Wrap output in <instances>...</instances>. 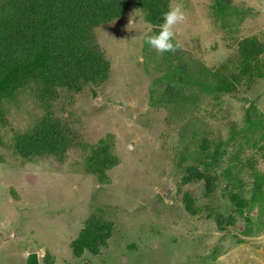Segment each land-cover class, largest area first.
I'll list each match as a JSON object with an SVG mask.
<instances>
[{
  "label": "rangeland",
  "instance_id": "obj_1",
  "mask_svg": "<svg viewBox=\"0 0 264 264\" xmlns=\"http://www.w3.org/2000/svg\"><path fill=\"white\" fill-rule=\"evenodd\" d=\"M169 2L185 15L174 29V42L191 65L185 83L167 79L161 52L146 42L155 35L153 26L142 11L130 9L124 19L95 30L112 65L109 82L80 94L62 91L53 108L80 145L112 137L121 165L108 173L109 184L85 173L80 148L63 164L53 157L22 159L15 138L37 126L46 112L32 89L4 103L0 264H26L31 253L39 254L40 264H264V185L262 197L252 202L255 187L246 168L241 190L229 183L241 169L236 156L241 165L255 159V169L264 175L261 130L244 131L245 99L257 98L251 117L264 115V82H257L255 92L239 87L235 96L215 95L210 82L235 69L240 41L256 37L264 43V0ZM170 86L181 90L177 106L161 98ZM232 129L239 134L229 148L223 145L225 156L206 165L218 177L214 193L206 194L203 183L181 185L185 170L204 161L193 132H202L199 142L202 137L225 142ZM234 189L247 208L232 205ZM185 193L195 199L196 214L185 210ZM93 215L113 222L114 234L98 256L85 252L79 258L71 244Z\"/></svg>",
  "mask_w": 264,
  "mask_h": 264
},
{
  "label": "trees",
  "instance_id": "obj_2",
  "mask_svg": "<svg viewBox=\"0 0 264 264\" xmlns=\"http://www.w3.org/2000/svg\"><path fill=\"white\" fill-rule=\"evenodd\" d=\"M169 1L0 0V125L8 124L4 103L16 101L25 90H34L46 112L37 126L15 138V151L22 159L33 161L53 157L63 164L74 148H80L85 153V173L93 176L100 185L109 184L108 173L121 165V160L114 152L112 137L101 140L99 144L80 145L74 130L53 112V108L60 100L62 91L80 94L86 87L101 88L109 82L112 65L97 42V28L122 20L130 9H136L145 14L146 21L153 26L156 35L163 23V13L169 10ZM238 45V64L235 69L229 76L217 74L218 80L210 81L214 84L212 93L215 95L235 96L240 91L239 87H243L245 93L251 90L255 92L259 88L257 82H264V43L252 37L243 39ZM161 55L163 66L169 70L167 79L185 83L184 76L191 70V65L186 62L187 53L179 46ZM178 94H181V90L170 86L161 98L166 103L170 102L171 107L177 106ZM245 100L249 101V108H246L248 127L244 131L261 130V141H264V115L250 116L255 111L257 98ZM231 132L232 137L225 142H210L207 137H202L199 142L202 132H193L198 154L204 161L185 170L181 185L203 183L206 194L214 193L218 177L211 175L206 165L209 160L218 164V158L225 156L229 148L227 143L234 138L233 135L239 134L234 129ZM223 145L228 148L223 149ZM253 146L258 145L255 143ZM239 147L242 148L241 145ZM234 161L241 169L233 173L229 182L231 187L241 190L242 168H246L247 176L253 178L255 188L252 202H255L258 195L262 197L260 191H263L264 175L255 169L256 161L253 158L242 165L238 156ZM228 175L231 172L226 171L225 176ZM235 189L229 192L232 205L247 208L249 203L234 193ZM183 203L185 210L191 214L200 211L190 194H184ZM219 224L223 228L225 223L219 221ZM229 224L235 223L232 220ZM113 234V222L102 215H93L86 221L71 248L79 258L85 252L98 256L109 247Z\"/></svg>",
  "mask_w": 264,
  "mask_h": 264
},
{
  "label": "clouds",
  "instance_id": "obj_3",
  "mask_svg": "<svg viewBox=\"0 0 264 264\" xmlns=\"http://www.w3.org/2000/svg\"><path fill=\"white\" fill-rule=\"evenodd\" d=\"M163 23L160 25V31L156 35H150L146 38V42L158 52H170L179 47V43H174V29L178 24L185 20L182 8L177 5L170 6L167 12L162 15ZM129 145V149H132Z\"/></svg>",
  "mask_w": 264,
  "mask_h": 264
},
{
  "label": "water",
  "instance_id": "obj_4",
  "mask_svg": "<svg viewBox=\"0 0 264 264\" xmlns=\"http://www.w3.org/2000/svg\"><path fill=\"white\" fill-rule=\"evenodd\" d=\"M26 264H40V257L37 253H31L27 257Z\"/></svg>",
  "mask_w": 264,
  "mask_h": 264
}]
</instances>
